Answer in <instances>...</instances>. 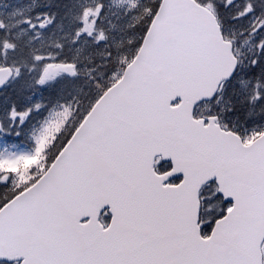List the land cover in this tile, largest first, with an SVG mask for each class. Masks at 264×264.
<instances>
[{"label": "snow or ice", "instance_id": "obj_1", "mask_svg": "<svg viewBox=\"0 0 264 264\" xmlns=\"http://www.w3.org/2000/svg\"><path fill=\"white\" fill-rule=\"evenodd\" d=\"M0 264H264V0H0Z\"/></svg>", "mask_w": 264, "mask_h": 264}]
</instances>
